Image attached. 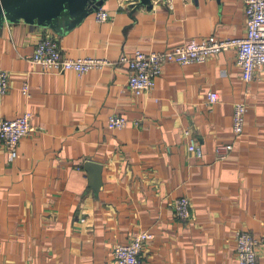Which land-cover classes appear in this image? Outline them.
<instances>
[{"label":"crops","instance_id":"0c3cea01","mask_svg":"<svg viewBox=\"0 0 264 264\" xmlns=\"http://www.w3.org/2000/svg\"><path fill=\"white\" fill-rule=\"evenodd\" d=\"M99 7L108 20H96ZM99 7L6 17L0 25V68L9 72L0 117L29 110L34 127L16 157L0 140V264H117L114 245L139 229L154 235L142 264H238L236 231L264 233V65L246 81L235 47L204 61L171 60L154 89L135 94L127 63L79 75L40 71L30 56L47 34L69 56L113 61L208 35L240 37L244 0H104ZM211 91L219 94L214 103ZM238 101L247 104L241 134L233 128ZM112 113L127 125L109 127ZM187 127L201 156L187 147ZM227 142L231 150L218 158L217 145ZM86 160L102 164L98 188ZM181 195L191 199L189 219L172 208ZM257 251L264 264V245Z\"/></svg>","mask_w":264,"mask_h":264},{"label":"built area","instance_id":"2783aa9c","mask_svg":"<svg viewBox=\"0 0 264 264\" xmlns=\"http://www.w3.org/2000/svg\"><path fill=\"white\" fill-rule=\"evenodd\" d=\"M157 1V0H152ZM246 14V33L240 37H216L208 35L202 39H189L181 44L167 49L144 51L135 49L133 53L121 52L113 61L108 57L79 56L72 57L63 52L56 36L47 34L35 44L30 61L38 66L40 71L61 72L72 68L79 75L94 68H103L116 62L127 63L129 68L127 87L135 94L147 93L155 88L158 76L164 70L168 61L178 60L182 63L204 61L211 54L223 49L235 47L237 60L242 67V77L250 81L256 71L264 65V0H244ZM97 21H106L110 18L107 9L99 7L96 11ZM9 86V72L0 68V93H4ZM23 92L29 94V84L25 83ZM217 91L208 94V103L218 100ZM247 104L244 101L235 103L233 113V128L237 134L245 129ZM33 112L25 111L19 116L8 118L0 117V140L5 143L11 157L18 155V146L21 137L30 133L34 127L31 123ZM128 119L119 113H112L108 118V125L112 128H121L127 125ZM187 147L190 152L201 156L202 150L197 137L190 128H185ZM233 144L227 142L216 147L218 158L228 155ZM191 199L187 195L176 197L172 208L176 215L183 219L193 217ZM153 233L147 229L136 230L128 242H118L114 245L113 254L117 264H142L141 251L145 243L153 238ZM236 251L238 264H257V247L264 245V233L255 234L248 229L236 231Z\"/></svg>","mask_w":264,"mask_h":264},{"label":"water","instance_id":"95a60500","mask_svg":"<svg viewBox=\"0 0 264 264\" xmlns=\"http://www.w3.org/2000/svg\"><path fill=\"white\" fill-rule=\"evenodd\" d=\"M0 0V25L6 17H23L26 19L53 18L63 10L78 13L84 9L98 8L104 0ZM141 5H151L152 0H138ZM86 169L91 174V184L98 188L101 183L102 164L86 160Z\"/></svg>","mask_w":264,"mask_h":264}]
</instances>
